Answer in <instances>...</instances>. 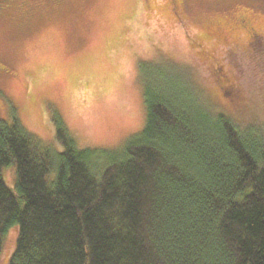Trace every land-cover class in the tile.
Wrapping results in <instances>:
<instances>
[{"label": "trees", "instance_id": "trees-1", "mask_svg": "<svg viewBox=\"0 0 264 264\" xmlns=\"http://www.w3.org/2000/svg\"><path fill=\"white\" fill-rule=\"evenodd\" d=\"M177 71L172 91L143 73L145 125L116 148L78 149L59 119L46 148L0 120L9 264H264V129L211 112Z\"/></svg>", "mask_w": 264, "mask_h": 264}, {"label": "rangeland", "instance_id": "rangeland-1", "mask_svg": "<svg viewBox=\"0 0 264 264\" xmlns=\"http://www.w3.org/2000/svg\"><path fill=\"white\" fill-rule=\"evenodd\" d=\"M178 13L165 0L17 1L0 21V120L14 117L46 148L61 149L56 119L78 149L116 148L145 125L143 73L172 91L183 67L211 112L264 129V50L235 24L248 18L264 41V0H180ZM2 177L13 190L15 168ZM16 235L5 236L0 264Z\"/></svg>", "mask_w": 264, "mask_h": 264}, {"label": "flooded vegetation", "instance_id": "flooded-vegetation-1", "mask_svg": "<svg viewBox=\"0 0 264 264\" xmlns=\"http://www.w3.org/2000/svg\"><path fill=\"white\" fill-rule=\"evenodd\" d=\"M17 1H18V3H22V1H25V0H0V21L5 19V17L9 13L10 9L15 4H17ZM165 1H167L170 4V6L172 7V10L174 12V15L176 17H178L180 20V14L178 13V2H180V0H165ZM234 21H235V19H234ZM251 23L252 22H250V20L248 18L238 17L236 19L235 24L237 25L236 26L237 28L241 29L242 31H244L247 34L251 49L258 48V45L261 46L262 48H264V41H263L262 36L257 33L256 29L251 25ZM207 35H210V33L208 32ZM192 43H193V46H194V49H195L197 56L200 59H201V57H205L206 51H205V49H203L202 44H200L196 41H192ZM207 59L209 61H213L212 56H208ZM202 61H205V60L202 59ZM213 71H215V74L217 72V74H218L217 80L221 81L222 85L225 86V84L227 83V80L225 82L224 74H222L223 69L220 66H218L217 68L214 67ZM229 90H231V89H229Z\"/></svg>", "mask_w": 264, "mask_h": 264}]
</instances>
